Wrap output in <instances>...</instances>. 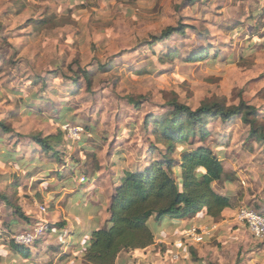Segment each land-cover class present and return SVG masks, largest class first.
I'll use <instances>...</instances> for the list:
<instances>
[{"label": "rangeland", "instance_id": "374dc122", "mask_svg": "<svg viewBox=\"0 0 264 264\" xmlns=\"http://www.w3.org/2000/svg\"><path fill=\"white\" fill-rule=\"evenodd\" d=\"M241 101L257 110L264 135V0H0V122L9 130L0 129L2 264H85L72 254L73 237L110 217L125 171L166 150L145 119L173 102L195 111ZM206 127L208 137L186 149L212 150L224 170L213 190L230 197L236 214L256 210L264 140L239 119H208ZM61 133L57 156L36 143ZM198 215L192 225L205 226ZM237 223L199 245L177 244L181 233L116 264H264V242ZM165 225L148 221L154 234Z\"/></svg>", "mask_w": 264, "mask_h": 264}, {"label": "trees", "instance_id": "16d2710c", "mask_svg": "<svg viewBox=\"0 0 264 264\" xmlns=\"http://www.w3.org/2000/svg\"><path fill=\"white\" fill-rule=\"evenodd\" d=\"M173 32L182 34L177 30ZM199 58L195 56L190 60ZM86 86L89 90L90 84ZM259 116L254 107L243 101L237 106L204 103L195 111L173 102L164 115L146 118L145 128L151 126L152 137L166 150L146 167L143 165L142 169L123 173L108 204L110 218L106 228L93 230L90 239L79 250L83 262L116 264L121 255L150 247L154 236L148 221L152 217L157 222L164 217L183 220L204 212L207 218L219 220L221 213L231 206L230 198L217 194L212 187L223 176L222 163L209 148L188 150L187 143L194 137H200V140L208 137V119L222 124L239 119L249 128L250 137L264 140L258 125ZM0 129L9 131L1 122ZM63 140L61 133L38 138L36 143L44 152L57 156L56 148L64 145L61 144ZM176 155L179 159H174ZM10 250L22 259H27L30 254L27 249L12 243Z\"/></svg>", "mask_w": 264, "mask_h": 264}, {"label": "crops", "instance_id": "0c3cea01", "mask_svg": "<svg viewBox=\"0 0 264 264\" xmlns=\"http://www.w3.org/2000/svg\"><path fill=\"white\" fill-rule=\"evenodd\" d=\"M94 179L95 178H93L92 180H89V183L91 181H93ZM117 186H118V181L114 184V187L115 188ZM109 201H110V199H109ZM230 202H231V199H230ZM256 211H258L259 213L264 214V204H261V205L259 204L258 205V208L256 209ZM235 215H236L235 207L232 206V203H231L230 208L225 209L221 213L220 219L217 220V221H213V220L207 218L205 216V213L204 212H201V214H199L198 216H203V220H204V222L206 224L205 226L214 224V225H216V227L219 228V232H221L220 235H225L227 233V230L230 227H233L235 225H238V223L236 222V220L234 218ZM195 216H197V215H195ZM109 218L110 217H108L107 219H105V221H104L105 223L104 222L103 223L101 222L102 223L101 226L95 227V229H104V228H106L107 221L109 220ZM193 218L183 219V220H177V219H172V218H169V217H164L163 219H161V221L158 222V224H160V226H161L164 222H166V225L164 227H162L161 229H159L158 234H154L151 231L153 233V236H154L153 245H151L150 247H148L146 249H143V250H137V251L129 252L128 253L129 256L132 253L135 254V255L136 254L143 255L144 253L153 252L155 250V248L159 244H163V243L167 242L168 240H170V242H172V243L175 242L180 237V234L182 233V231H184L187 227H189L190 225H192ZM197 218H199V217H197ZM205 218H207L208 220H206ZM89 219H87V221ZM79 224H81V223L79 222ZM95 229H92V231L95 230ZM90 233L87 234V235L86 234H84V235L80 234V235H77L76 237H73L74 241L72 243V248H71L72 249L71 250L72 251V254H74L75 252L76 253L79 252L81 246H83L84 243H86L90 239ZM61 239L62 238H60V240ZM44 240H46V239L45 238L41 239L40 243L43 244L44 243ZM37 244H39V242ZM77 244H79L80 246L77 245ZM34 246H36V243H35ZM29 257H30V254H29ZM119 259H120V257H119ZM118 260H117V262H118ZM22 263L25 264L24 261H22Z\"/></svg>", "mask_w": 264, "mask_h": 264}, {"label": "built area", "instance_id": "2783aa9c", "mask_svg": "<svg viewBox=\"0 0 264 264\" xmlns=\"http://www.w3.org/2000/svg\"><path fill=\"white\" fill-rule=\"evenodd\" d=\"M62 129L67 130L68 135L71 139H78V130L69 129L67 127H62ZM84 181V179H82ZM235 220L240 224H243L252 237L256 240L264 242V214L259 213L248 207H241L235 217ZM41 230H43L41 228ZM218 230L216 225L212 226H197L190 225L184 231H182L181 239L177 244H190L199 245L203 243L206 238H210ZM28 243L32 241V237L27 235Z\"/></svg>", "mask_w": 264, "mask_h": 264}]
</instances>
